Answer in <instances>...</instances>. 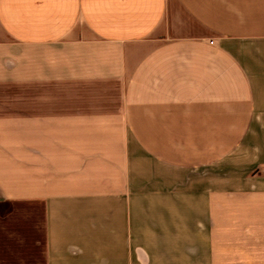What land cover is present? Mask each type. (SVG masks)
<instances>
[{
    "label": "crops",
    "instance_id": "obj_1",
    "mask_svg": "<svg viewBox=\"0 0 264 264\" xmlns=\"http://www.w3.org/2000/svg\"><path fill=\"white\" fill-rule=\"evenodd\" d=\"M0 264H264V0H0Z\"/></svg>",
    "mask_w": 264,
    "mask_h": 264
}]
</instances>
